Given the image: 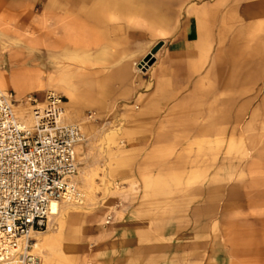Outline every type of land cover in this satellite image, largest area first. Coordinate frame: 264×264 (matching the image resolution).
<instances>
[{
	"label": "crops",
	"instance_id": "crops-1",
	"mask_svg": "<svg viewBox=\"0 0 264 264\" xmlns=\"http://www.w3.org/2000/svg\"><path fill=\"white\" fill-rule=\"evenodd\" d=\"M169 1L103 0L101 19L64 15L81 27L92 72L108 62L119 85L133 76L116 59L159 47L128 89L139 110L128 130L153 141L115 161L127 191L109 225L103 209L65 214L41 238L43 264H264V0ZM163 8L178 18L160 25Z\"/></svg>",
	"mask_w": 264,
	"mask_h": 264
},
{
	"label": "rangeland",
	"instance_id": "rangeland-1",
	"mask_svg": "<svg viewBox=\"0 0 264 264\" xmlns=\"http://www.w3.org/2000/svg\"><path fill=\"white\" fill-rule=\"evenodd\" d=\"M175 1L170 0L167 5L172 6ZM51 4L52 0H0V90L13 89L18 95V88L22 87L28 93L54 91L64 97L67 120L77 123L85 135V142L77 148L80 169L76 177L79 188L85 194V202L77 207L86 208L92 200V205L84 211L105 210L103 225L108 226L116 206L123 205L120 195L127 191L115 176V161L123 156L125 148H135L145 156L146 147L152 146V137L147 139L146 134L136 135L127 127V115L139 111L129 107L135 103L130 99L128 89L145 72V69H140L139 63L148 55L143 53L116 59L118 66H123L127 60L131 63L133 82L129 86L119 85L111 79L108 62L105 73H93L98 63L94 58L83 59L82 33L79 31L71 36V41L69 37L66 39V30H58L56 13L47 6ZM158 14L160 25L178 18L173 8L159 9L155 11V15ZM76 17L77 13L69 14L70 19ZM58 38L71 45L70 51L60 57L56 54ZM135 49L132 45L129 53H135ZM158 51L157 45L149 50L152 62L146 69L155 64ZM67 93L74 97L75 106L68 104ZM138 188L135 187L136 192ZM129 189L135 193L134 186ZM64 216L65 213H61L50 218L43 236L62 230ZM37 244L43 264L45 251L41 239H37ZM88 263L95 264L90 260L84 264Z\"/></svg>",
	"mask_w": 264,
	"mask_h": 264
},
{
	"label": "built area",
	"instance_id": "built-area-1",
	"mask_svg": "<svg viewBox=\"0 0 264 264\" xmlns=\"http://www.w3.org/2000/svg\"><path fill=\"white\" fill-rule=\"evenodd\" d=\"M65 104L54 91L17 98L0 90V264H41L35 233L53 202H85L76 182L85 135Z\"/></svg>",
	"mask_w": 264,
	"mask_h": 264
},
{
	"label": "bare ground",
	"instance_id": "bare-ground-1",
	"mask_svg": "<svg viewBox=\"0 0 264 264\" xmlns=\"http://www.w3.org/2000/svg\"><path fill=\"white\" fill-rule=\"evenodd\" d=\"M103 0H73V3H67V0H56L54 3V12L56 13V23L58 26V30H62V28H64L66 30V39L69 37L70 41H71V36L73 37L75 34H78V32L81 30L80 26H76L77 24L74 23V21H70L69 23L65 24V19L66 17H64V15L66 16V12L68 10V12H74V13H79L78 14V18L76 20H79V22H81L82 20L84 21H88L91 18H96L97 19H101L103 17L104 12H108V10H106V7L103 6L102 3ZM109 2H111L109 4L110 7H116V0H108ZM108 6V7H109ZM88 7H91L92 10L89 12L88 11ZM107 7V8H108ZM102 11V12H101ZM101 12V13H100ZM67 27L68 29V33H67V29L65 28ZM68 38V39H69ZM65 39V40H66ZM57 44H56V54L60 56H63V53L70 51V47L71 45H69V43H63L61 41L60 38L57 39ZM148 57L145 58V60H143L141 63H139L140 69H145L146 70V66L148 67V59L149 57L152 55L151 53L147 54ZM61 64V62H60ZM126 75L123 76V78L126 79L125 77ZM68 95V99L69 102L68 104L71 106H75V99L74 97L67 93ZM93 201H89L87 207H89L90 205H92ZM86 207V208H87ZM86 208H82V207H77L75 205L66 203V202H53L52 206H51V213L52 216L50 218H54L58 215H60L61 213H65V214H70V213H76V212H81L84 211V209ZM74 211V212H72ZM43 236V232H39V233H35V237L37 239H41V237ZM41 242L43 243V241L41 240ZM39 244H37L38 247Z\"/></svg>",
	"mask_w": 264,
	"mask_h": 264
},
{
	"label": "water",
	"instance_id": "water-1",
	"mask_svg": "<svg viewBox=\"0 0 264 264\" xmlns=\"http://www.w3.org/2000/svg\"><path fill=\"white\" fill-rule=\"evenodd\" d=\"M152 62V59H151V57H149V59H148V63H151Z\"/></svg>",
	"mask_w": 264,
	"mask_h": 264
}]
</instances>
